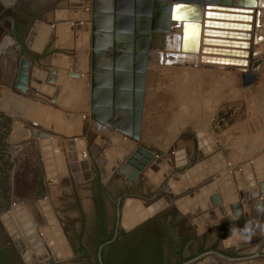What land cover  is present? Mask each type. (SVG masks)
Returning <instances> with one entry per match:
<instances>
[{
  "label": "rangeland",
  "instance_id": "rangeland-1",
  "mask_svg": "<svg viewBox=\"0 0 264 264\" xmlns=\"http://www.w3.org/2000/svg\"><path fill=\"white\" fill-rule=\"evenodd\" d=\"M14 1L0 0V17L2 10L4 8L6 10ZM259 1L260 4L253 8L251 36L248 48L245 49H249L250 54V50L257 49L256 45H259L258 48L264 45V42L255 44L253 37L256 34V15L262 12L264 17V0ZM70 2L69 9L61 6L56 8L54 13L57 21L42 22L38 32H47L48 35L46 34L43 39L46 41L50 31H55L56 27L57 30L50 43L56 50L69 52L70 63L76 66L80 62L82 71H77L88 75L91 50L90 1L70 0ZM84 5L86 7H83ZM172 26L173 29L165 34L178 32L174 22ZM64 28L67 29V33ZM41 33L36 37L37 42L41 38ZM165 39L164 46L168 50L173 49L174 41ZM11 42L7 32L1 30L0 50H4ZM43 44L45 42L39 43L37 47ZM167 49L160 48L151 54L146 81L143 137L139 142L110 129L99 127L89 118L88 81L80 82L79 79H72V83L68 85L69 106H66L61 103L64 91L61 89L58 91L57 85L67 84L53 81L55 76L50 71L30 67L27 61H21L16 77L15 61L9 60L0 82V134L6 133L3 156H0V199L3 205L9 202L12 188L17 197L26 194L22 189L25 185L31 189L37 186L38 194L45 192L43 181L52 180L55 176V167L51 161H57L55 150L58 146L54 139L60 141L72 139L76 144L79 140L83 141V148L86 149L88 156L84 163L87 164V168L85 165L84 167L89 171V180H92L97 172H101L105 182H108L109 178L119 176L122 181L129 184L133 180V183L141 188L149 186L151 191L156 193L174 171L166 184L155 194L149 206L146 208L137 201L136 207L130 205L129 216L131 213H150L155 205L161 208L168 207L170 201H175L173 194L178 192L182 183L187 189L180 196L185 195V197L191 192H194L195 196L196 191H205L208 186H211L209 193H212L215 188H221V180L226 183V180L235 181L237 177L239 180L234 183L233 190L236 193L240 188L245 192L251 187L262 188L258 182L260 179L256 176L261 178V175H264V166L259 164V160L264 156V147L247 148L236 136L231 137V141L225 142L223 133L228 126L239 125L249 117H252L251 129L264 128V60L259 67L257 81L249 87H242L239 84L242 79L240 72L202 67L200 64L202 52L190 51L185 59L183 57L178 59L175 56L174 58L168 56L165 52ZM194 57L198 59L197 68L166 63V60L191 62ZM250 57L246 56L244 61L248 64L246 66L248 69L253 60L258 58ZM52 67L63 66L53 62ZM14 79H16L14 86L20 85V89H15L16 91L8 87ZM260 80L261 85L257 87V91L251 88L257 86ZM42 87L49 89L41 91ZM17 110L22 112L21 116L14 114ZM3 123L4 126L1 125ZM17 126H21L24 130V136L18 140L16 137L13 138ZM39 133L44 140L42 145L37 143ZM256 133L257 131H254L253 135L256 138L260 137ZM234 139L238 140L237 144L232 141ZM214 145L218 147L214 148ZM79 149L81 146L78 144L75 151L78 152ZM145 153L148 154L145 156ZM41 157H45V161H41ZM144 158L146 160H143ZM158 159L161 160L160 163L157 162ZM153 164L157 169L152 167ZM75 169L77 168H72V171ZM229 170L230 173H227ZM174 175H177L178 179H174ZM225 177L227 179H224ZM167 187L169 191L166 190ZM200 197L197 195L194 199L197 200V205L201 202ZM129 201L133 200H127V203ZM201 210L200 213L196 210L191 212V217L197 220V224L199 218L211 217L204 203ZM218 220L210 219L205 223H199L197 232L203 234L206 228L212 227L213 222H219ZM263 239L242 247H234L232 243L227 248L240 250L241 254L238 257L258 254L259 251H264ZM197 264H264V257L229 261L210 254L199 260Z\"/></svg>",
  "mask_w": 264,
  "mask_h": 264
},
{
  "label": "flooded vegetation",
  "instance_id": "flooded-vegetation-1",
  "mask_svg": "<svg viewBox=\"0 0 264 264\" xmlns=\"http://www.w3.org/2000/svg\"><path fill=\"white\" fill-rule=\"evenodd\" d=\"M69 5L70 0H15L3 12L4 30L12 42L3 55L6 62L0 57V82L9 60L17 66L25 59L30 67L52 73L53 57L69 56L50 43L54 30L43 46L36 45L42 22H52L54 10ZM62 90L66 99L61 103L69 106L70 90ZM78 144L81 149L76 152ZM57 146L62 156L55 150L57 161H51L55 176L43 181L45 192L38 194L37 186L25 185L22 197L12 188L7 205L0 199V264H197L199 260L192 261L213 250L232 257L241 254L223 244L231 223L200 234L172 203L149 217L143 212L129 216L135 202L149 206L155 197L149 186L141 188L119 176L105 182L101 172L89 180L84 167L88 156L81 153L86 152L84 144L65 139Z\"/></svg>",
  "mask_w": 264,
  "mask_h": 264
},
{
  "label": "water",
  "instance_id": "water-1",
  "mask_svg": "<svg viewBox=\"0 0 264 264\" xmlns=\"http://www.w3.org/2000/svg\"><path fill=\"white\" fill-rule=\"evenodd\" d=\"M258 3V0H90L91 50L89 74L85 75L77 71L76 66L70 63L71 58L65 53L55 55L53 60L63 57L67 63L66 68L68 70L62 72V70H59L60 68H53L52 74L61 76L62 72V74L64 73L63 77L67 79H79L80 82L88 81L89 118L104 128L139 142L143 137L146 81L151 54L160 48L167 49L163 44L164 38L174 41L173 49L165 50L168 56H175L178 59L183 57L185 59L188 52L196 53L201 51V65L204 66L205 62L219 61L233 64L235 67L231 70L243 72L240 82L242 87H249L257 81L258 70L264 58L254 60L252 69L247 72L244 68L239 67L245 66L246 63L242 62L243 59L237 57L247 54L245 49L248 48V39L251 36L252 12ZM177 6H184L179 14L187 17L188 24L197 25L195 29H187L184 27L183 20L175 19L178 14ZM4 11L5 8L2 10L0 17V31L5 29L2 24ZM172 22L175 23L178 32L169 36L165 33L172 29ZM190 32L194 33L192 39L188 38ZM40 33L39 31L36 36H40ZM33 34H35L34 30L31 36ZM46 34L47 32H42L41 36ZM7 47L4 50H0V57L3 63L6 62L3 55ZM212 53L214 54L211 55ZM216 53L220 56H215ZM252 53L256 54L257 52L253 50ZM22 61L27 60L23 59ZM27 62L29 63V61ZM166 63L195 68L198 66V61L195 57L191 62L175 60L166 61ZM19 65L17 63L16 77ZM13 81L8 87L13 88L14 91H16L15 89L19 90L20 85L15 84L14 86L16 79ZM62 88L70 90L68 85H57L58 91L62 90ZM35 99L37 98L35 97ZM33 104H36V102H33ZM14 114H20L21 116L22 112L17 110ZM38 136L41 137L40 133ZM54 142L59 144L60 140L54 139ZM79 142L83 145V141L79 140ZM217 147L214 145V148ZM58 153L59 156H62L61 150ZM81 153L84 157L87 156L85 151ZM147 154L145 153L144 155L146 156ZM159 154L163 153L159 152ZM136 155L139 156V154ZM143 160H146V158ZM160 161V159L157 160L158 163ZM152 167L157 169L154 164ZM227 173H230V170ZM173 178L178 179V176L174 175ZM228 182L230 181L226 180V183H224V180H221L220 183L221 189L225 194L224 201H222L217 188L210 195L211 186H208L205 191H196V194L201 196V202L197 205V200H194L197 195L194 196V192H191L188 197H185V195L180 196L187 189V186L182 183L179 185L178 192L173 194L175 201L170 202L182 213L186 214L196 227L199 223H205L210 221V219H219V223L225 222L230 218L236 219L242 213L244 219L250 221L251 214L248 211L247 198L254 199L257 194L253 193L247 196L246 192L240 188L238 193L233 191V196L234 198L239 196L241 202L238 200L231 202L230 197L232 195L228 197L226 193L230 187ZM231 188L234 190L235 184ZM166 190L169 191V188L167 187ZM179 202H182L181 205L185 208ZM203 203L209 209L211 217L209 219L201 217L198 219L197 224V220L192 219L191 212L196 210L200 213ZM212 208H215V210H212ZM159 209L161 207L155 205L150 213L146 212V216L149 217L155 214ZM228 209L230 212H228ZM137 222L138 220L131 225H135ZM215 224L217 223L213 225ZM236 229H239V227H236ZM234 239L231 236L226 237L223 240L224 246L228 247L231 245L235 242ZM210 254L218 255L229 261H243L260 256L264 257L263 254L259 253L232 257L213 250L202 254L192 262Z\"/></svg>",
  "mask_w": 264,
  "mask_h": 264
},
{
  "label": "crops",
  "instance_id": "crops-1",
  "mask_svg": "<svg viewBox=\"0 0 264 264\" xmlns=\"http://www.w3.org/2000/svg\"><path fill=\"white\" fill-rule=\"evenodd\" d=\"M85 5L83 7H86ZM83 7H81V8H83ZM259 13H260V15H258V16L256 15V20L257 21H255L256 25H257L256 26V30H255L256 34L253 35V37L255 38L254 39V43L255 44H257V42H261V41L264 42V23H262L264 17H263V13L262 12H259ZM56 19H57V16L54 17L53 21H55ZM262 38H263V40H261ZM43 39H45V37L42 38L41 40H43ZM43 42H46V41H43ZM256 46L258 48L259 45H256ZM232 80H235V79H232ZM66 82H67V85L70 84L69 83L70 81L67 80ZM260 85H261V80L259 81L257 86H253L251 88H253L254 90L257 91V87H259ZM40 90L42 91V88ZM62 96H63V98L66 99V96H64V95H62ZM225 97L227 98L228 95H226ZM251 119H252V117L251 118L249 117L247 119V121L241 122V124H239V125L235 124V125H231L230 127L228 126L225 129V133H223V135L225 136V140H223V141H225V142L231 141L230 138L233 137V136H236V138L241 141V144L247 146V148H249V147L250 148H255V147L256 148L257 147L261 148V147H264V128L260 127L258 129H251V124H250ZM35 126H37V125H35ZM34 129H36V127ZM254 131H257L256 134L260 135V137L256 138L255 135H253ZM23 136H24L23 128L21 126H17L16 130H15V135L13 136V138L16 137L17 138L16 140H18L19 138H22ZM238 140L234 139L232 141H235L236 144H237ZM37 143L42 145L41 141L39 139H38ZM11 145H12V143H11ZM259 164L261 166H264V156L261 157V159L259 160ZM259 164H257V165H259ZM257 165H254V167H259ZM256 177L258 179H260V181H258V182L262 186V188L251 187L246 192L247 196L252 195L253 193L257 194V196L254 199H248L247 198V204H248V208H249L248 211L251 214V220L250 221L245 220L244 217H243V213H242L241 216L237 217L236 219L235 218H230L227 221L220 222V223L217 222V221L213 222V224L214 223H217V224L213 225L211 228L210 227L206 228L204 233L207 232V231L213 230L214 228H217L218 226L226 224V223H231L232 226H233L232 229L233 228L236 229V227L237 228L239 227V229H237V230L242 229L246 224H248V225L251 226V228L253 230V234L251 236V239L247 240V241H244V240H240V239L234 237L235 238L234 239L235 242H233L234 243L233 245H235L234 247H242L243 245H252L256 241H259L260 239L264 238V175H261V178L258 177V176H256ZM225 178L227 179V177H225ZM243 179H245V177H243ZM237 180H239V178H236L235 181L232 180V179L228 180V181H230V182H228V184H230V187H229L230 191L227 189L226 193L228 194L227 195L228 197H230L232 195L230 197L231 198V202H234V201H237V200L239 202H241L239 196L237 198H234L233 189L231 188V186H233V184L235 182H237ZM217 189H218L217 190L218 193L221 196L222 201H224L225 200L224 192L222 191L221 188H217ZM210 195H211V193H210ZM207 197H208V195H207ZM228 212H230L229 209H228ZM231 232H232V230H231ZM231 232L228 234L229 236H231ZM259 254H263L264 255V251H259Z\"/></svg>",
  "mask_w": 264,
  "mask_h": 264
},
{
  "label": "bare ground",
  "instance_id": "bare-ground-1",
  "mask_svg": "<svg viewBox=\"0 0 264 264\" xmlns=\"http://www.w3.org/2000/svg\"><path fill=\"white\" fill-rule=\"evenodd\" d=\"M83 1H85V0H83ZM87 1V0H86ZM88 1H90V0H88ZM259 1V0H258ZM258 4H260V1H259V3ZM257 6V5H256ZM89 7V6H88ZM87 7V8H88ZM88 11H89V8H88ZM84 14H86V12L85 11H82ZM257 12V11H256ZM88 13V12H87ZM90 13H91V11H90ZM89 14V13H88ZM89 17H90V15H89ZM256 20V19H255ZM252 21V20H251ZM257 21V20H256ZM173 27V26H172ZM65 29V32L67 31V29L66 28H64ZM173 29V28H172ZM51 30V29H50ZM57 30V28H55V31ZM51 32V31H50ZM172 32V31H171ZM67 33V32H66ZM174 33V32H173ZM67 35V34H66ZM47 35H45V36H41V38L39 39V41L37 42V44L36 45H39V43H42L44 40H41L42 38H44V37H46ZM170 36V35H169ZM167 39V38H166ZM165 39V40H166ZM250 40V38L248 39V41ZM168 41V40H167ZM262 42V41H261ZM212 49V48H211ZM257 53L256 54H253L252 52H253V50H250L251 51V54H250V52H249V50H246L247 51V54L245 55V56H239V57H237V58H240V59H243V61L242 62H244V61H246V56L248 57V56H251V57H258V58H255L254 60H257V59H260V58H264V54L262 55V56H260L259 57V55H261L262 53H264V45H262L260 48H257V49H254ZM201 52V51H200ZM212 52V51H211ZM173 53V52H172ZM198 53V52H197ZM215 53V52H214ZM214 53H212L211 55H213ZM261 53V54H260ZM163 54V53H162ZM166 54V53H165ZM253 54V55H252ZM202 55V54H201ZM215 56H220V55H217V53L215 54ZM231 57V56H230ZM250 57V58H251ZM166 58H167V56H166ZM174 58V57H173ZM169 59H170V57H169ZM172 59V58H171ZM197 61H198V59H196ZM253 60V61H254ZM165 61V60H164ZM166 61H168V60H166ZM212 61V60H211ZM53 62H55V63H58L59 64V66L61 65V66H63V67H61L60 69L62 70V72H64L63 71V69H65V71H67L68 70V68H66V61H65V59L62 57L61 59H56V60H53ZM246 63V62H245ZM253 63V62H252ZM252 63H251V67L248 69L246 66L248 65L247 63L245 64V66H239V67H241V68H244L247 72H250V70L252 69ZM164 64V63H163ZM80 62H78L77 64H76V70H80V71H82L81 69H80ZM167 65V64H166ZM217 65V66H216ZM224 65V66H223ZM202 67H208V68H210V67H212V68H215V69H222V70H231L233 67H235L233 64H230V63H221V62H219V61H215V62H205L204 63V66L203 65H201ZM246 67V68H245ZM54 68H57V69H59L58 67H54ZM59 69V70H60ZM179 70V69H178ZM198 70V69H197ZM201 70V67H200V69H199V71ZM232 71H234L235 72V70H232ZM62 72H61V74H62ZM181 72V71H180ZM204 72V71H203ZM202 72V73H203ZM237 72H240V74L241 75H243V72H241V71H237ZM189 73V72H188ZM224 73V72H223ZM222 73V74H223ZM233 73V72H232ZM229 74V73H228ZM227 74V75H228ZM238 74V73H237ZM183 75V74H182ZM185 75V74H184ZM226 75V76H227ZM55 77H53V81H58L59 83H65V84H67V80L69 81V79H67L66 77H63L64 75H61V76H58V74L57 75H54ZM175 76H176V74H175ZM185 77H187V76H185ZM228 78H229V75H228ZM185 80V79H184ZM242 80V79H241ZM70 84L72 83V80L69 82ZM69 84V85H70ZM239 84H241V83H239ZM49 88L48 87H42V90L43 91H47ZM37 134H38V131H37ZM37 139H39L40 141H42L41 142V144H43V141L44 140H42V138L41 137H38ZM58 150H60V148L58 149ZM179 204L181 205L182 204V202H179ZM182 206V205H181ZM182 207H184V206H182ZM185 208V207H184Z\"/></svg>",
  "mask_w": 264,
  "mask_h": 264
},
{
  "label": "clouds",
  "instance_id": "clouds-1",
  "mask_svg": "<svg viewBox=\"0 0 264 264\" xmlns=\"http://www.w3.org/2000/svg\"><path fill=\"white\" fill-rule=\"evenodd\" d=\"M253 234V230L250 225L246 224L242 229L237 230L235 228L232 229L231 237H236L240 240H250Z\"/></svg>",
  "mask_w": 264,
  "mask_h": 264
},
{
  "label": "snow or ice",
  "instance_id": "snow-or-ice-1",
  "mask_svg": "<svg viewBox=\"0 0 264 264\" xmlns=\"http://www.w3.org/2000/svg\"><path fill=\"white\" fill-rule=\"evenodd\" d=\"M184 6H177V15L175 16V19L177 20H183L184 21V27L187 28V29H195L197 27V25L195 24H188L187 23V17L184 16V15H181L179 14L180 13V10L183 8ZM211 11V10H209ZM193 35L194 33L190 32L189 35H188V38L189 39H192L193 38Z\"/></svg>",
  "mask_w": 264,
  "mask_h": 264
},
{
  "label": "trees",
  "instance_id": "trees-1",
  "mask_svg": "<svg viewBox=\"0 0 264 264\" xmlns=\"http://www.w3.org/2000/svg\"><path fill=\"white\" fill-rule=\"evenodd\" d=\"M1 125H5L4 123L1 124ZM6 136V133H2L0 134V156H3V152H4V144H5V141H4V137ZM200 252L203 251V247H201V249L199 250Z\"/></svg>",
  "mask_w": 264,
  "mask_h": 264
}]
</instances>
